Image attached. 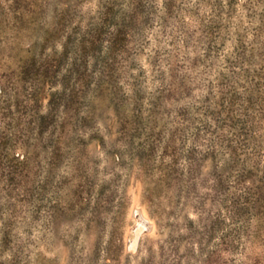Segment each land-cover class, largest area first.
<instances>
[{"label": "rangeland", "instance_id": "obj_1", "mask_svg": "<svg viewBox=\"0 0 264 264\" xmlns=\"http://www.w3.org/2000/svg\"><path fill=\"white\" fill-rule=\"evenodd\" d=\"M0 264H264V0H0Z\"/></svg>", "mask_w": 264, "mask_h": 264}]
</instances>
